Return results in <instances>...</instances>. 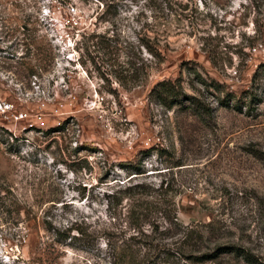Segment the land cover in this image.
Wrapping results in <instances>:
<instances>
[{"label": "rangeland", "instance_id": "rangeland-1", "mask_svg": "<svg viewBox=\"0 0 264 264\" xmlns=\"http://www.w3.org/2000/svg\"><path fill=\"white\" fill-rule=\"evenodd\" d=\"M147 41L165 61L122 85ZM263 64L264 0H0V100L29 113L0 111V264H113L135 232L132 201H107L134 183L264 263ZM163 80L179 97L151 94ZM222 261L249 264H197Z\"/></svg>", "mask_w": 264, "mask_h": 264}, {"label": "trees", "instance_id": "trees-1", "mask_svg": "<svg viewBox=\"0 0 264 264\" xmlns=\"http://www.w3.org/2000/svg\"><path fill=\"white\" fill-rule=\"evenodd\" d=\"M96 37L99 38L95 44L104 49L105 53L111 54L113 50H119L116 45H113L112 38H107L105 35H96ZM142 46L155 61L150 57L145 58L138 52H141V48L136 50V46L132 45L129 54L130 60L127 61L129 64L128 73L125 75L120 72L116 74L118 81L124 86L138 85L148 76L154 63H162L166 59V52L155 44L147 41L142 42ZM177 85L179 84L172 81H160L152 89L151 94L157 93L159 101L166 102L169 96L179 97L178 90L175 88ZM176 101L174 98V100H170V103L167 102L168 107H173ZM121 168L130 176L134 175L129 180L146 173L141 162L122 164ZM125 199L132 201L128 210L129 229L134 230L135 233L124 238L122 244L116 246L113 264H180L181 261L186 264H197L219 259L223 253H234L236 257L243 258L249 264H264L255 254L243 250L239 246L217 245L215 248H211L206 229H196L195 226L180 223L175 213L174 204H166V208L170 207L166 212L163 209L165 200L152 193L151 188L144 183L119 187L109 195L107 203L108 205L113 203L119 205ZM160 213L164 218L162 224L159 222L158 214ZM154 214H157L158 218ZM147 225L149 231L146 230L145 226ZM69 228L67 232L71 235L74 228ZM76 229L83 233L82 229ZM220 264H225V262L222 261Z\"/></svg>", "mask_w": 264, "mask_h": 264}, {"label": "built area", "instance_id": "built-area-1", "mask_svg": "<svg viewBox=\"0 0 264 264\" xmlns=\"http://www.w3.org/2000/svg\"><path fill=\"white\" fill-rule=\"evenodd\" d=\"M0 111L7 113L10 112L16 120L29 119V113L23 111H16L15 104L5 100H0ZM37 119H42L41 114L36 115Z\"/></svg>", "mask_w": 264, "mask_h": 264}]
</instances>
